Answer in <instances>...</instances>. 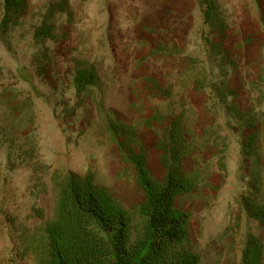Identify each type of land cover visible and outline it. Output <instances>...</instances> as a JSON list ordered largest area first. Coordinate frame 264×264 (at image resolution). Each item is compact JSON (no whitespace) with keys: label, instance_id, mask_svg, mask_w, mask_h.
Segmentation results:
<instances>
[{"label":"trees","instance_id":"trees-1","mask_svg":"<svg viewBox=\"0 0 264 264\" xmlns=\"http://www.w3.org/2000/svg\"><path fill=\"white\" fill-rule=\"evenodd\" d=\"M55 1L34 25L35 39L53 44L49 54L33 60L39 76L51 73L48 66L55 62L57 50L72 45L70 0ZM140 1L150 13L141 19L137 16L140 21L132 31L134 81L153 100L168 101L179 88L194 96V102L180 104L178 113L150 110L144 121L145 136H151L149 149L134 127L110 124L121 173L132 180L129 206L97 186L92 173H53V216L44 221L43 211L33 209L44 222L34 229H21V261L201 264L197 239L203 232L197 215L210 207L227 180L228 147L218 132L213 107L240 137L239 172L245 182L240 206L264 232V0H253L259 21L245 9L238 25L219 0ZM197 13L207 30L202 32L203 53L194 55L189 40ZM35 17L30 0H0V36L10 35ZM157 58L163 59L162 66L156 65ZM24 77L20 79L28 81ZM253 77L255 87L249 83L245 90L244 81ZM99 79L93 67L73 68L69 80L81 108L88 107L86 99L97 89ZM15 121L19 122L16 127ZM37 132L32 91L26 94L15 86L9 90L0 82V144L9 164L17 152L27 161L30 144L20 140ZM152 157L162 170L160 177L151 167ZM237 257L236 253L230 256L227 264H264V236L247 235Z\"/></svg>","mask_w":264,"mask_h":264},{"label":"rangeland","instance_id":"rangeland-1","mask_svg":"<svg viewBox=\"0 0 264 264\" xmlns=\"http://www.w3.org/2000/svg\"><path fill=\"white\" fill-rule=\"evenodd\" d=\"M30 1L37 17L27 19L10 35L0 36V82L9 90L10 86H15L26 94L32 91L38 131L29 139L20 140L30 144L27 161H23L17 152L13 163L9 164L6 149L0 144V264H29L18 258L20 231L22 228L34 229L52 218L56 200L52 180L55 172H73L80 176L92 173L97 186L129 206L133 200L132 180L121 173L120 152L109 133L110 124L134 127L138 136L143 135L149 149L151 136H145L144 121L150 110L158 108L168 112L174 109L178 113L180 104L194 102V96L179 88L168 101L153 100L144 95L146 92L141 84L134 81L136 45L132 41V31L142 16L150 13L140 0H70L74 14L72 45L53 54L56 60L48 66L50 74L45 71L43 75H37L33 64L35 56L49 54L47 49L52 51L53 44L36 40L34 25L38 24L39 16L50 3L56 1ZM219 2L237 25L241 24L245 9L259 21L253 0ZM139 15L141 17L137 19ZM60 19L64 21L65 18ZM195 22L189 50L199 55L204 47L202 32L207 28L199 13ZM157 59L156 65L162 66L163 59ZM74 67H93L100 77L97 89L86 99L87 108L79 106L70 85ZM21 75L28 81L21 80ZM249 83L255 87V78L244 81L245 90ZM211 112L215 113L216 124L220 126L218 132L228 147L225 158L227 180L217 198L210 202V207L197 215L203 232L197 239V251L201 264H227L228 258L235 253L237 260L240 258L247 235L264 236V232L240 206L245 193V182L239 172L240 137L227 126L228 119L220 110L213 107ZM18 123L15 121L13 125L16 127ZM151 163L154 174L160 177L162 170L156 158L152 157ZM34 208L43 211L44 221L35 215Z\"/></svg>","mask_w":264,"mask_h":264}]
</instances>
